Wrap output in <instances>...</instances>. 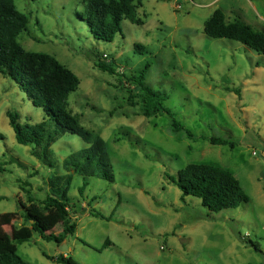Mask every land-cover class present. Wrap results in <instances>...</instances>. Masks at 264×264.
Returning a JSON list of instances; mask_svg holds the SVG:
<instances>
[{
  "label": "rangeland",
  "instance_id": "374dc122",
  "mask_svg": "<svg viewBox=\"0 0 264 264\" xmlns=\"http://www.w3.org/2000/svg\"><path fill=\"white\" fill-rule=\"evenodd\" d=\"M14 4L28 19L18 38L22 47L52 56L79 78L69 110L93 142L103 144L97 154L89 152L94 169L102 168L96 162L103 158L114 176L111 183L99 173L85 178L71 171L84 164L81 153L93 144L61 132L20 84L0 74V215L18 214L4 228L18 255L28 264H57L49 259L60 255L78 264H264V56L204 33L217 9L228 22L264 32V0H144L137 11L144 25L123 21L113 43L97 42L79 19L82 0ZM99 63L115 64L116 74L104 73ZM142 73L146 85L168 96L166 107L195 139L173 133L167 115L140 114L142 92L131 81ZM9 113L18 114L22 126L46 122L47 132L58 131L46 155L18 144ZM190 164L231 172L249 203L211 213L199 199H183L174 181ZM57 189L66 190L76 225L64 253L62 244L32 230L21 207L30 206L27 193L44 207ZM45 213L46 234L62 235L64 226Z\"/></svg>",
  "mask_w": 264,
  "mask_h": 264
},
{
  "label": "trees",
  "instance_id": "16d2710c",
  "mask_svg": "<svg viewBox=\"0 0 264 264\" xmlns=\"http://www.w3.org/2000/svg\"><path fill=\"white\" fill-rule=\"evenodd\" d=\"M143 2L144 0H82L83 11L79 14V19L88 26L97 42L113 43L116 37L123 33V21L129 20L137 26L144 25L137 17V11L143 7ZM27 26L28 19L16 9L14 0H0V74L20 84L28 93L33 106L42 109L48 121L55 122L61 132L76 135L86 143L93 144L90 150L81 153L85 159L84 164L71 166L73 168L71 171L80 170L85 178L96 177L99 173L101 179L113 183L114 176L105 160L98 158L96 163L102 168L95 170L89 157V152L97 154L102 149V142L97 140L94 143L91 132L84 129L78 118L69 110V97L78 90L79 78L52 56L27 52L18 41L19 36L27 31ZM204 33L211 39L238 42L264 56V32L256 31L240 20L228 22L222 9L214 11L205 22ZM97 68L111 75L117 72L115 64L99 63ZM148 69L149 65L146 67V70ZM144 80L145 75L142 73L131 81L142 92L140 114L146 119L167 115L171 119L173 133L185 132L190 140L195 139L192 131L185 128L177 120L176 115L166 107L168 96L155 92ZM129 95V99L132 100L134 97L131 92ZM8 116L18 144L36 146L35 155H38L36 151L38 149L46 155L50 146L58 139V131H46V122L35 127L22 126L18 123V114L9 113ZM203 139L208 140L213 146L234 147L233 143L225 139L213 137ZM174 183L181 190L183 199L185 197L199 199L202 206L211 213L235 210L250 201L238 179L231 172L218 166L190 164L178 172L177 181ZM86 186L84 183L83 187ZM27 195L30 206L25 207L21 204L25 211L24 219L44 241L62 244L67 236L74 235L76 225L70 224L66 190H58V197L47 198L43 202L44 207H39L30 193ZM45 212L64 226L62 235L46 234ZM17 216V213L0 215V264H28L18 255L17 246L4 229L16 221ZM46 257L48 258L47 255ZM49 260L57 264H78L72 257L64 255Z\"/></svg>",
  "mask_w": 264,
  "mask_h": 264
},
{
  "label": "water",
  "instance_id": "95a60500",
  "mask_svg": "<svg viewBox=\"0 0 264 264\" xmlns=\"http://www.w3.org/2000/svg\"><path fill=\"white\" fill-rule=\"evenodd\" d=\"M59 251H60V253H64V252H67L68 251L65 242H63L62 245L59 247Z\"/></svg>",
  "mask_w": 264,
  "mask_h": 264
}]
</instances>
